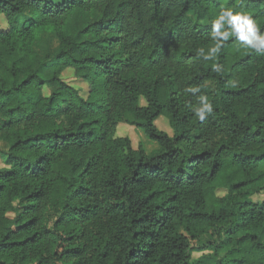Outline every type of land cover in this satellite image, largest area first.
Here are the masks:
<instances>
[{"label":"trees","instance_id":"obj_1","mask_svg":"<svg viewBox=\"0 0 264 264\" xmlns=\"http://www.w3.org/2000/svg\"><path fill=\"white\" fill-rule=\"evenodd\" d=\"M221 7L264 30V0H0V264H264V54L197 56Z\"/></svg>","mask_w":264,"mask_h":264},{"label":"clouds","instance_id":"obj_2","mask_svg":"<svg viewBox=\"0 0 264 264\" xmlns=\"http://www.w3.org/2000/svg\"><path fill=\"white\" fill-rule=\"evenodd\" d=\"M230 38H234V41L243 48L264 54V30H261L258 21L243 10L221 7L218 15L211 21L210 40L212 43L210 46L197 48V56L205 61L214 60L223 43ZM185 91L195 94L200 89L190 87ZM188 107L201 121L213 111V106L205 95L197 97V103L190 104Z\"/></svg>","mask_w":264,"mask_h":264},{"label":"rangeland","instance_id":"obj_3","mask_svg":"<svg viewBox=\"0 0 264 264\" xmlns=\"http://www.w3.org/2000/svg\"><path fill=\"white\" fill-rule=\"evenodd\" d=\"M3 22V20H0ZM50 46L52 50L57 49L58 42L56 39H52L50 41ZM65 78L69 81H73V74L71 72H67L65 74ZM142 106H146V103L144 101L141 102ZM157 127L172 135L173 131L169 126L168 120L165 117H160L156 122ZM117 136L120 137H128L132 141V145L134 149H138L140 145L144 146L145 151L148 154H151L152 152L156 151L158 149V144L156 142L150 141L146 138L145 134L135 127L126 125V124H120L117 130ZM4 164L0 162V167H3ZM262 170H264V166H262ZM254 202H263L264 201V193H261L259 195H256L253 197ZM200 253H195L194 258L200 257ZM203 264H213L211 261L205 260L203 261Z\"/></svg>","mask_w":264,"mask_h":264}]
</instances>
